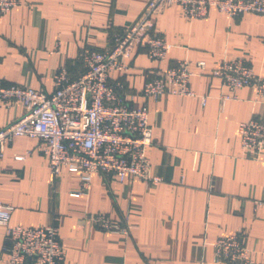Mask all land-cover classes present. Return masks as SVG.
<instances>
[{
  "label": "crops",
  "instance_id": "1",
  "mask_svg": "<svg viewBox=\"0 0 264 264\" xmlns=\"http://www.w3.org/2000/svg\"><path fill=\"white\" fill-rule=\"evenodd\" d=\"M146 2L20 0L0 17V85L49 93L59 69L77 78L82 50H102L113 31L137 20ZM155 30L172 45L166 58L151 60L139 48L130 68L111 76L135 95L134 105L148 108L147 155L162 181L148 187L131 175L120 181L94 173L89 188L77 193V171L62 166L51 178L41 142L16 136L0 159V199L14 207L10 223L55 224L64 264H225L214 259V242L237 230L254 264H264V149H244L238 134L239 122L264 117V98L252 86L231 90L211 76L222 58L241 57L264 78V16L233 17L211 8L203 18L188 19L173 4L157 13ZM177 60L189 62L196 96L139 94L147 77ZM199 61L206 64L201 73ZM24 111L20 103L0 101V127ZM98 212L126 217L127 233L93 226L87 217ZM5 241L0 227V264L8 258Z\"/></svg>",
  "mask_w": 264,
  "mask_h": 264
},
{
  "label": "built area",
  "instance_id": "2",
  "mask_svg": "<svg viewBox=\"0 0 264 264\" xmlns=\"http://www.w3.org/2000/svg\"><path fill=\"white\" fill-rule=\"evenodd\" d=\"M20 0H0V17ZM179 4L188 19L205 17L211 8L230 16L258 13L264 16V0H147L137 20L113 31L107 45L98 50L85 47L80 59L83 70L75 79L65 69L54 72V89L46 93L26 85H0V101L9 106L20 103L25 111L0 127V159L5 146L16 136L35 137L47 155L51 178L62 166L79 173L81 188L87 190L94 173L111 174L122 181L126 175L141 180L148 187L162 178L151 171L147 148L152 144V129L146 104L134 105L135 95L120 80L116 71L130 68L131 56L143 48L147 57L161 62L172 45L155 30L157 13ZM199 73L206 69L197 62ZM193 74L187 60L174 64L145 79L139 94L158 98L164 93L196 96L190 88ZM211 76L231 90L252 86L256 96L264 98V78L241 57L222 58ZM224 99H227L225 97ZM205 102V96H201ZM241 146L259 152L264 149V117L253 116L238 124ZM262 201H256L257 205ZM13 205L0 199V227L5 231V264H64V249L53 223L24 227L10 223ZM90 223L104 231L126 234L128 221L114 220L104 213H92ZM214 259L225 264H254L242 231L219 236L214 242Z\"/></svg>",
  "mask_w": 264,
  "mask_h": 264
}]
</instances>
